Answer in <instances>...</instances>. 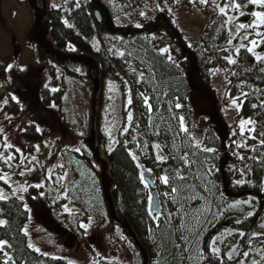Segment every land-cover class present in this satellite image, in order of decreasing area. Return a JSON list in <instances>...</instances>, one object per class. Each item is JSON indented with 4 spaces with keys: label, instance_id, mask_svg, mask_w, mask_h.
Instances as JSON below:
<instances>
[{
    "label": "rangeland",
    "instance_id": "374dc122",
    "mask_svg": "<svg viewBox=\"0 0 264 264\" xmlns=\"http://www.w3.org/2000/svg\"><path fill=\"white\" fill-rule=\"evenodd\" d=\"M59 4H61V0H48L49 6H58ZM91 10L96 15L98 27L100 23H102L101 26H106L109 22L118 27H138V25L140 27L144 21L153 20L159 12L170 14L175 26L188 43L197 40L203 27L218 15L216 9L200 5L198 0L195 4L190 0H147L140 7L121 15H113L109 20L104 18V12L100 6L96 5ZM261 10L264 9L255 5L250 9L245 6L243 8L244 16H250L247 22L239 21L244 16H239L237 12L230 10L229 15L237 17L236 24H250L255 19L250 13ZM32 20V12L23 0H0V61H8L4 74L0 76V156L11 155L14 157L9 163L0 159V175L7 173L9 177L7 184L0 180V192L3 197L14 195L24 201L30 213V220L25 229L33 249H39V252L48 255L62 256L67 260V264H94L100 258L116 260L119 264H139L138 254L134 252L131 242L120 236L121 232L115 226L110 227L115 235V240L110 244L105 241L104 237L107 235L108 228L106 230L101 228V215H104L102 205L100 215L94 212L95 210L91 207L93 202L99 201L100 188L99 186L97 188V173H94L91 167L82 161L88 151L81 143L88 133L90 89L86 80V72L81 67H74L76 72L82 75L80 78L65 75L61 72L58 64L50 59H40L36 56L37 47L35 49L27 48L25 34ZM229 26L235 35L234 25ZM157 32L153 33L152 38L158 48H168L173 59L177 58L180 50L163 31ZM239 32H243V30ZM13 36L15 43L22 46L17 57H14L13 53L14 44L11 42ZM242 36L243 34L237 33L236 44L242 43ZM124 42L125 40L109 35L105 31H99L92 38L93 47L95 49L103 48L105 54L117 61L119 69L123 73L122 87L117 80L106 78L100 92L101 103L98 107L97 127L105 137L104 148L107 151L116 143L119 130H124L130 123L127 121V115L132 112V107L127 101L133 94V85L142 81L140 74L144 75L143 69L139 65L133 61L125 60L121 55L124 53L122 48ZM243 43L247 42L243 41ZM261 44L256 47L255 51L263 55L259 52ZM51 65L54 66L53 72ZM30 71L35 76L34 78H37L41 72V88H47L52 92L53 89H63L64 93L60 103L56 104L53 99H49V104L33 105L34 98L31 88L36 85L37 80L32 79V76L27 78L30 88L27 92L24 91L22 85L23 77ZM199 83L203 85L204 96H207V93L209 97L191 96L188 93L189 109L182 112L191 135L183 133L176 135L177 125L172 120L171 123H168L163 116L164 113L162 116H158V121L163 122L166 126H171V132L162 135L158 131L161 137L151 140L149 143L151 154L147 156L146 163L139 164L140 176L143 174L144 177H151L154 180L159 196L166 203V211L171 213V216H175L179 226L184 223L189 225L192 220L197 223L193 227V231L199 227L195 242L183 244L182 250H180L185 262L193 261L196 258L202 260L204 233H207L215 225L223 223L227 218L234 217L230 226L224 224L225 226L212 237V239H216V247L220 249V252L214 255L220 256L223 252L224 257L228 259V252L235 248L236 251L232 253L233 258L228 259L231 264H242V262L251 264L252 260H256L258 264H264V260L261 259L264 249L254 245L244 247L243 237L240 235L243 231L239 229L241 220L257 217L259 198L255 196L244 199L230 198L227 201L226 197H223L221 184L216 179L218 167L213 152L206 153L199 148L207 144V137L213 134L215 138L224 141L230 152H238L245 147L247 131L251 129L252 124L246 125L245 132L241 135L238 128L239 121L249 118L244 117L240 108L237 110V106L231 104V100L226 104L222 102L223 93L228 85L225 71L222 68L217 67L212 71L208 83L202 81ZM141 93L150 97L151 105L152 100L155 103L156 100L153 99L151 91H140L139 97H141ZM8 94L14 96V99L20 104V110L15 114L4 109ZM179 102L184 105L182 100ZM210 103L213 108L209 107ZM169 104L172 105V102L164 104L167 109ZM142 105L144 104L142 103ZM237 105L240 106L238 101ZM28 121L35 123L38 131L40 130L41 138L39 140L27 141L22 137L21 128ZM214 122H219L222 125L224 129L222 132L226 131L225 135L206 129L207 125L214 124ZM219 123H215V126H211V128L219 127ZM156 133L154 132V135ZM5 140L14 147L6 149ZM197 141L199 142L198 148L196 147ZM154 144H159L160 149L152 147ZM17 148L20 149L19 152L15 151ZM77 149L79 150L77 151ZM65 151H73L76 163L79 166L82 164L86 169L82 175L76 174L74 170L76 163L71 156L65 155ZM185 152L189 154L192 161L190 169H184L182 162L173 158ZM157 155L166 159L163 162L158 161ZM176 168H181L190 176L197 177L191 181L195 191L185 185L187 190L182 192L191 197L188 199L189 204L194 203L197 208L199 207V215L192 210L188 203V209L183 208L187 214L184 212L178 215L179 212H173L175 203L172 202V198L166 199L163 195L170 189L157 178L167 174L170 177V184L179 186L181 182L174 178L173 173V169ZM20 172H23L24 175H20ZM60 177L65 178L60 179ZM32 188L34 191H31ZM24 189L27 190L24 191ZM44 205L49 208L50 217H53L58 225L50 221L49 214L44 210H42V221L52 226L49 228L45 227L46 224L40 223L42 221L39 218V209ZM170 208L173 213L169 211ZM258 222L252 235L262 233L264 230V227H261L264 225V220L261 218ZM81 224L87 227L82 228ZM63 228L66 231H63ZM71 229L74 230L72 236ZM79 229L81 230L79 231ZM79 232L78 236L73 235ZM185 249L188 250L185 251ZM245 251L250 253L246 260L242 255Z\"/></svg>",
    "mask_w": 264,
    "mask_h": 264
},
{
    "label": "trees",
    "instance_id": "16d2710c",
    "mask_svg": "<svg viewBox=\"0 0 264 264\" xmlns=\"http://www.w3.org/2000/svg\"><path fill=\"white\" fill-rule=\"evenodd\" d=\"M146 1L67 0V3H65V0H61V4L58 6L48 5L49 37L56 48L63 49L67 44H72L77 52L88 53L96 57L100 63L102 82L106 78H110L117 80L122 87L123 73L119 69L117 61L105 54L103 48L95 49L93 47L92 38L99 31H105L109 35L125 40L122 45L124 59L133 61V63L143 69L144 79L132 87L131 113L133 114V120L125 128L126 131L125 129L119 130L116 143L107 151L104 148L105 137L97 127V120L96 140L103 158L108 162V172L113 180L111 198L116 214L119 218L125 219L128 222L134 234L147 249L150 257L149 264H231L224 257L223 252L220 256L212 254L208 245L212 237L225 226L224 224L230 226V222L234 217L227 218L223 223L215 225L207 233H204V254L202 260L196 258L193 261L185 262L180 250H182L183 244L195 242L199 227L193 231V227L197 223L192 220L189 225L184 223L183 228H181L177 224L175 216L172 215L169 218V212L165 209L166 203L159 196L155 182L157 201L153 200L152 211L154 213L158 211L159 218L156 219L153 215L148 214L147 197L151 193V190L149 187L145 188L144 183L140 179L139 164L147 162L146 158L151 154L149 147L151 140L161 137L160 135H154V132L160 131L162 135L171 132L169 130L171 126L164 125L163 122L158 121L157 117L162 116L164 113L165 120L168 123H171L172 120L178 128V123L176 120L170 119V116L172 114L183 116L182 112L189 109L188 93L191 96L209 97L207 93V96H204L203 85H200L199 82L208 83L212 71L217 67L222 68L228 80L222 102L226 104L231 99H237L240 103L241 114L253 121L251 129H254V131H247L245 147L238 152H230L226 148L224 141L215 138L213 134L207 137V144L199 148L201 150L205 147L215 149L213 157L218 167L216 179L220 182L223 197L225 196L227 201L230 198L244 199L245 197L254 196L259 198L260 205L257 217L241 220L239 229L245 234L242 236L244 247L250 244L251 246H260L264 249V230L262 233L252 235L255 226L259 223L258 221L261 218L264 220V146L261 145V141L264 140V135H261L264 133V107H261L264 104V72L260 70L264 68V63L257 62L255 57L243 48L239 56H235V46L240 44H236L235 42L237 33L234 35L232 46L228 45L229 32L232 30L227 23L221 27V21L226 19V17H221L219 14L203 27L197 40L188 43L175 26L170 14L159 12L153 20L144 21L140 27H118L111 25L110 22L106 26H101L102 23H100L98 27L96 15L91 10L96 5L100 6L104 12V18L109 20L113 15H121L132 9H136ZM252 6L250 3L246 5L248 9ZM242 18L239 21L243 22ZM155 31L156 33H158L157 31H163L180 50L177 58L169 61L166 54H160L159 48L152 38ZM238 33L244 34V32ZM143 38L144 40H142ZM221 48H230L233 58H236L238 61L236 65H229L227 63L224 57L230 53L221 51ZM36 49V56L40 59H47L42 54L41 49ZM260 53L264 55V52ZM49 59L54 61L52 58ZM7 64V60L0 61V76L4 74ZM74 67H81L86 72L83 66L70 62L64 67H60V70L70 77L80 78L82 75L77 73ZM53 70L54 66L51 65V71L53 72ZM31 76L32 79L35 77L30 71L22 79V85L26 92L30 90L27 78ZM34 79L37 80V83L31 88V94L34 98L33 105H40L41 103L49 104V99H53L56 104L60 103L64 93L62 88L53 92L47 88H41V72ZM143 90L151 91L153 99L156 100L155 103L152 100L151 112L142 105L143 99L139 97L140 91ZM243 93H248V95L245 97ZM177 98L178 102L181 100L184 102V105L179 110L174 108ZM167 102H172V113L164 105ZM100 103L101 93L99 95L98 107H100ZM211 104L208 105L210 108H213ZM254 104L257 107L253 108ZM4 109L9 113L15 114V112L20 110V104L14 99V96L8 94ZM45 110L48 109L45 108ZM53 117L55 116L53 115ZM215 123L219 122L207 125L206 129L214 133H226V131L222 132L224 129L220 123L219 127L211 128V126H215ZM21 134L27 141H37L41 138V132L40 130L38 131L37 125L29 121L21 128ZM81 143L87 148L82 140ZM145 144H147V147L144 146ZM130 152L137 157L135 160L129 155ZM64 153L67 156H71L76 163L73 151H65ZM240 157H243V159ZM82 161L85 164L87 163L94 173H97L98 179V166L92 160L89 149ZM74 170L77 175H82L86 171L82 164L79 166L78 163H76ZM149 178L151 179V177ZM98 186L99 183L97 181V188ZM191 190L195 191V188L192 186ZM31 191H34L33 188ZM99 192V201L93 202L91 207L95 210L94 212L100 215L102 205L104 215H101V228L104 230L108 228L107 235L104 237L105 241L110 244L111 241L115 240V235L110 228L113 225L121 232L120 236L128 239L133 246L126 232L118 224L109 220L102 200L101 190ZM179 201V203L173 205V212H179L178 215L187 212L183 211V208L186 207L188 209V203L192 207V210L199 215V207L197 208L194 203L189 204L188 195H185L184 192L180 193ZM83 204L85 205V203ZM177 209H180V211H177ZM42 210L49 214V217L51 216L49 208L44 205L39 209L41 221L43 216ZM86 211L89 212L88 209ZM169 211L172 212V208ZM50 218L52 223L58 225L53 217ZM0 220L5 221L4 225H0V240L6 241L9 245V247L4 249L12 257L9 264H67V260L62 256L48 255L28 246L30 242L28 236L25 235V227L30 220V213L24 201L20 198L13 195L0 199ZM40 223L46 224L45 227L51 228L52 226L43 221ZM57 229H59L58 226ZM62 230L66 231L64 228ZM55 232L57 233V231ZM73 232L74 230L71 231V236ZM79 234L80 232L73 235L78 236ZM181 236H183V239H181ZM133 250L138 254L134 246ZM137 256L139 257V254ZM5 259L6 257L0 252V264H3ZM138 262L141 264L140 257L138 258ZM94 264H119V262L112 259L100 258Z\"/></svg>",
    "mask_w": 264,
    "mask_h": 264
},
{
    "label": "snow or ice",
    "instance_id": "6c2138e0",
    "mask_svg": "<svg viewBox=\"0 0 264 264\" xmlns=\"http://www.w3.org/2000/svg\"><path fill=\"white\" fill-rule=\"evenodd\" d=\"M190 2L195 4V3H197V0H190ZM198 2L200 5H203L205 7H208V6L213 7L214 9L217 10L219 16L226 17V19H223L221 21V27H223L224 24L227 23L229 25H234V31L236 33H238L240 30H243L244 34L241 37V40L247 41V43L242 42L238 46H235V56L236 57L239 56V53H240L241 49L243 48L248 53H251L255 57V60L257 62L264 63V55H260L255 51L256 47L259 44L264 43V30H261V29H264V10L251 12L250 15L252 17H254L255 19L250 24H244V23L236 24L235 21L237 20V17L235 15H229V11L231 10L233 12H237L239 14V16H244L245 12L243 11V8L248 3H250L251 5L258 6L261 9H264V0H244V3L239 2V0H219V2H218V0H198ZM141 15H143V13H141ZM138 27H139V25H138ZM233 38H234V32L230 31L229 37L227 40L228 45L232 46ZM220 50L223 52H226V53H230L229 55L224 57V59L227 61V63L229 65H236L237 64L238 61L236 58H233V55L230 52V48H221ZM159 52L161 55L167 54V59L169 61L173 60V57L171 56L168 48L159 49ZM121 55H123V54H121ZM21 70H23V69H21ZM260 70L262 72H264V68H261ZM233 75H235V73H233ZM140 79L141 80L144 79L143 73L140 74ZM53 91H56V89H53ZM243 95L246 97L248 95V93H243ZM141 97L143 99L144 106L148 109L149 112H151L152 111V105L149 103L150 97L145 96L143 93H141ZM127 102L129 105H131L132 99L129 98ZM5 103H7V101H5ZM231 104L237 106V110H239L240 106L237 105V99H231ZM172 107L173 106L171 104H169L168 111L170 113H172ZM255 107H257V105L254 104L253 108H255ZM261 107H264V104H262ZM174 108L176 110H179L182 108V105L178 102V98H177V102H175V104H174ZM170 119L176 120L178 123V130H177L176 135H179L180 133H183L185 135H191L190 129L185 123V117L184 116L172 114L170 116ZM132 120H133V114L131 112H129L127 115V121L131 122ZM252 123H253V121L250 118L247 120L240 119L239 124H238L240 134L243 135L245 132L246 125H250ZM169 130H171V129H169ZM125 131H126V129H125ZM249 131H254V129H249ZM156 135H159V132H157ZM234 135H235V133H234ZM261 135H264V133H262ZM261 145L264 146V140L261 141ZM4 146L6 149H12L14 147L12 144L8 143L7 140H5ZM144 146L147 147V144H145ZM237 146L239 147V145H237ZM152 147H154L155 149H160L159 144H154V145H152ZM196 147L197 148L199 147L198 141L196 143ZM78 150L79 149H77V151ZM15 151L19 152L20 149L17 148V149H15ZM203 151L206 153H212L215 151V149L210 148V147H205L203 149ZM129 155L132 157L133 160H135L137 158L135 156V154H133L131 152L129 153ZM156 158L158 161H161V162H163L166 159L165 157L160 156V155H157ZM173 158L181 161L183 166H184V169H190L191 168L192 161H191L189 154L187 152H185L184 154H182L180 156H176ZM240 158L243 159V157H240ZM0 159H3L5 163H9L10 161H12L14 159V157L11 155H7V156H0ZM149 172H151V170H149ZM173 173H174V178L181 182L179 186L171 185L170 184V177L167 174L160 176L157 179L161 180L163 182V184L170 189V191L163 193L164 197L166 199L168 197H171L173 203H179L180 202L179 201L180 193L182 191L187 190L185 188V185H187L188 188H191L192 187L191 181L197 179V177L195 175L190 176L186 171H184L181 168L173 169ZM19 174L24 175L23 172H20ZM65 176H66V174H65ZM64 178L65 177H60V179H64ZM8 179H9V177H8L7 173L0 175V180H3L5 184L8 183ZM140 179L144 183V187L148 188L149 184L145 180V177L143 176V174H141ZM238 183H239V181H238ZM26 190L27 189H24V191H26ZM0 199H4L2 192H0ZM188 199H191V197H188ZM147 202H148V214L153 215L154 218L158 219L159 218V212L157 211L154 213L152 211L153 196L151 193L148 194ZM177 211H180V209H177ZM185 214H187V213L185 212ZM249 215H251V214H249ZM170 217H171V213H169V218ZM4 224H5V221L0 220V225H4ZM81 227L86 228L87 226L84 224H81ZM180 227L183 228V225L181 224ZM261 227H264V225H262ZM25 235H27L26 229H25ZM240 235L244 236L245 234L240 233ZM181 239H183V236H181ZM185 243H187V241H185ZM216 244H217L216 239H212L208 245L209 250L213 254L220 252V249L218 247H216ZM28 246L32 247L31 244H29ZM6 247H9L7 242L4 240H0V252H2L3 255L6 257V259L3 261V264H9V262L12 260V257L10 255H8V253L6 251H4V249ZM177 247H179V245H177ZM249 247H251L250 244H249ZM187 250L188 249H185V251H187ZM37 251H39V249H37ZM235 251H236V249L232 248L231 251L228 252L227 257L229 260H231L233 258L232 253ZM242 255H243L244 259L246 260L249 257L250 253L248 251H245V252H243ZM261 259L264 260V255H261ZM242 264H243V262H242ZM251 264H258V262L256 260H252Z\"/></svg>",
    "mask_w": 264,
    "mask_h": 264
},
{
    "label": "water",
    "instance_id": "95a60500",
    "mask_svg": "<svg viewBox=\"0 0 264 264\" xmlns=\"http://www.w3.org/2000/svg\"><path fill=\"white\" fill-rule=\"evenodd\" d=\"M26 2L29 10L32 12L33 20L25 34V46L29 49L37 47L47 58H52L59 66L64 67L68 62L83 66L86 69V79L90 89V104L88 117V133L83 139V143L89 149L92 160L98 166V181L101 190L102 200L106 208V214L109 220L118 224L131 239L133 246L137 249L141 264H149L150 257L145 246L139 241L132 231L130 225L125 219L119 218L116 214L114 204L111 198V189L113 186L112 177L109 175L108 162L103 158L101 149L96 140V122L98 116L99 93L102 90L103 83L100 74L99 61L91 54L77 52L72 44H67L65 48H56L49 37L50 22L47 18L48 1L47 0H23ZM244 3V0H239ZM247 5V4H246ZM250 16L242 18L243 22H247ZM14 44V57L20 53L22 46L15 44V37L11 38ZM259 52H264V43L259 47ZM149 184V189L153 196V200L157 201L154 182L145 177Z\"/></svg>",
    "mask_w": 264,
    "mask_h": 264
},
{
    "label": "flooded vegetation",
    "instance_id": "af4514ba",
    "mask_svg": "<svg viewBox=\"0 0 264 264\" xmlns=\"http://www.w3.org/2000/svg\"><path fill=\"white\" fill-rule=\"evenodd\" d=\"M31 49H35V48H31Z\"/></svg>",
    "mask_w": 264,
    "mask_h": 264
}]
</instances>
